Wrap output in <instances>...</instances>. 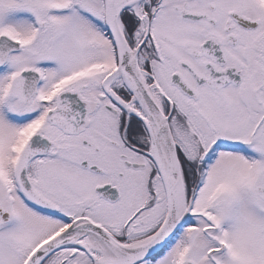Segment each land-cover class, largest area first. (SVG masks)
Wrapping results in <instances>:
<instances>
[{"label":"snow or ice","instance_id":"6c2138e0","mask_svg":"<svg viewBox=\"0 0 264 264\" xmlns=\"http://www.w3.org/2000/svg\"><path fill=\"white\" fill-rule=\"evenodd\" d=\"M0 264H264V0H0Z\"/></svg>","mask_w":264,"mask_h":264}]
</instances>
